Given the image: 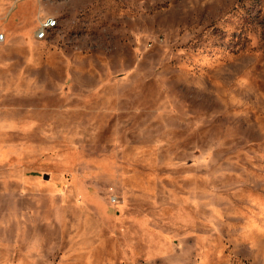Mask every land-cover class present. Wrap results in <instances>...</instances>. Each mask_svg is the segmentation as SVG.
<instances>
[{
	"label": "rangeland",
	"instance_id": "374dc122",
	"mask_svg": "<svg viewBox=\"0 0 264 264\" xmlns=\"http://www.w3.org/2000/svg\"><path fill=\"white\" fill-rule=\"evenodd\" d=\"M1 32L0 264H264V0H0Z\"/></svg>",
	"mask_w": 264,
	"mask_h": 264
},
{
	"label": "built area",
	"instance_id": "2783aa9c",
	"mask_svg": "<svg viewBox=\"0 0 264 264\" xmlns=\"http://www.w3.org/2000/svg\"><path fill=\"white\" fill-rule=\"evenodd\" d=\"M58 25V19L54 16H50L45 18L40 27L38 28L36 32V36L39 39H44L48 36L49 30L56 27ZM6 39V34L4 32L0 33V41H4Z\"/></svg>",
	"mask_w": 264,
	"mask_h": 264
},
{
	"label": "bare ground",
	"instance_id": "6f19581e",
	"mask_svg": "<svg viewBox=\"0 0 264 264\" xmlns=\"http://www.w3.org/2000/svg\"><path fill=\"white\" fill-rule=\"evenodd\" d=\"M100 204H101V203H100ZM102 206H103V205H102ZM100 207H101V206H100ZM103 207H104V209H105L104 212L108 213V211H107L108 209L105 208L106 206L104 205ZM100 209H101V208H100ZM101 211H102V210H101ZM104 216H106L105 213H104ZM104 216H103V217H104ZM109 216H111V215H108V217H109ZM111 217H112V216H111ZM110 219H112V218H110ZM108 221H111V220H108Z\"/></svg>",
	"mask_w": 264,
	"mask_h": 264
}]
</instances>
